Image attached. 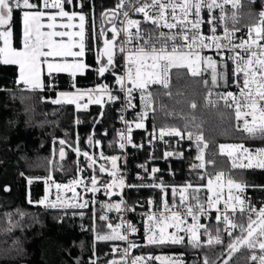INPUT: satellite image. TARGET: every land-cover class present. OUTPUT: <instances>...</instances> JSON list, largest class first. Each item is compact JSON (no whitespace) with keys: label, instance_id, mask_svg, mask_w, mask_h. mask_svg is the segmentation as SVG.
Segmentation results:
<instances>
[{"label":"snow or ice","instance_id":"1","mask_svg":"<svg viewBox=\"0 0 264 264\" xmlns=\"http://www.w3.org/2000/svg\"><path fill=\"white\" fill-rule=\"evenodd\" d=\"M256 2L118 0L115 9L109 10L110 15L103 14L109 22L115 19L117 23H113L109 29L96 32L94 27L87 26L85 14L66 11V4L71 5L73 0H0V65L16 66L19 73L17 84L22 85L24 91L32 93H44L49 89L55 91L54 74L67 73L72 80L71 87L76 90L59 92L55 99H51L52 104L87 109L89 103L101 105L105 97L108 102L121 101L124 111L133 110L132 119L121 115L125 128L119 131L118 141H114L113 145L118 143L121 150L129 145L133 148L143 147L133 142V128L147 132L149 144L153 141L169 144L170 140L166 137L178 138L174 141L178 146L184 140L191 141L196 148L195 159L199 161L193 163L191 168L204 169L206 163L214 165L215 161L205 160L209 145L203 135V122H197L195 115L188 118L182 112L178 114L163 98H173V77L179 82L190 76L205 89L204 107L228 110L227 113L221 112V115L227 114L230 119L234 116L237 131L245 133L249 140L264 143V0H260L261 9L258 12L252 8ZM245 3L249 7V14L258 19L255 23L244 25L247 31L238 36L241 28L237 25L241 22V9ZM47 9H58V12L49 13L45 11ZM130 12L142 14V18H133ZM16 13L21 14L22 33L17 37L19 43L13 46L12 29ZM57 17L61 19L58 21ZM77 19L78 24L73 23ZM74 28L78 30L71 31ZM109 31L111 36L107 35ZM221 31L223 35L219 34ZM102 37L101 49L99 44ZM93 40L97 46L95 62L98 67L95 69L84 59L87 53L92 52ZM89 70L95 71L100 77L107 78L106 73L114 76L117 90H110L107 84L81 90L77 87V78ZM233 87L237 90L235 93L229 90ZM176 95L183 93L177 91ZM85 98L87 103L82 104ZM40 99L48 102L44 96ZM190 107L197 109V103L191 102ZM161 116L163 122H160ZM87 142L90 146L100 143L94 141L93 136L87 137ZM58 143V158L64 161L65 149L72 145L64 139ZM76 145L72 150L77 158L83 156L89 162L87 167L95 172L97 160L87 151L81 150L79 138ZM219 154L229 158L233 170H264V147L253 150L242 143L220 144ZM183 155L182 151L164 152L165 158H182ZM56 156L57 150L54 149L49 160V175L43 178L47 193L35 203L51 209L88 208L89 200L77 202L82 197L76 188L83 186L85 192H100L97 176H91V187L83 179L75 178L68 184L56 183L51 173L64 170L63 165L55 159ZM100 156L111 165L108 168L106 164H101L98 169L100 173L107 172L111 177V181L103 185L104 194L121 198L119 203L101 204L99 221H108L107 212L112 210L120 213L122 205L125 211L135 210L129 209L123 199L125 187L161 190L156 211L145 214L146 245L129 238V233L137 234L139 231L130 221L122 220L115 226L111 222L107 223L109 232L98 231L93 226L95 241H121L127 245L123 249L113 247L112 252L118 253L121 259H111L106 264H148L153 260L160 264H185L179 257L131 256L134 249L165 245H184L193 249L222 247L215 260L204 254L202 264H218L225 255L227 259H223L222 264H229L233 255L241 249L248 250L249 261L264 264V203L257 207L246 195L247 188L255 185L236 180L231 174L226 177L224 171L205 172L200 180L206 178V185L193 186L188 183L183 187H172L169 202L168 185L155 178L161 169L153 167L149 172L146 166L141 165L153 177L152 183L126 185L118 166L121 157L105 156L104 153ZM77 171L83 172L85 169L78 167ZM28 183H33V180L28 179ZM52 187L57 190L55 200L49 198ZM204 188L206 194L201 195ZM116 189L119 191H114ZM61 192H71V199H64ZM28 203L34 202L29 199ZM91 203L96 201L92 200ZM148 203L151 205L153 201ZM213 212L215 224L201 222L202 219H213ZM79 214L84 215L83 212ZM17 226L15 223L10 224L8 231L11 232ZM169 229L174 231L170 232ZM225 235L227 240L224 239ZM93 252L95 255V249ZM90 264H96V260H91Z\"/></svg>","mask_w":264,"mask_h":264},{"label":"trees","instance_id":"2","mask_svg":"<svg viewBox=\"0 0 264 264\" xmlns=\"http://www.w3.org/2000/svg\"><path fill=\"white\" fill-rule=\"evenodd\" d=\"M77 0L74 1L76 3ZM118 0H82L79 11L86 15L88 27H94L98 32L109 29L112 24L105 17L110 9H115ZM258 3L252 8L258 12ZM245 19L249 23L256 16L249 14V7L245 3ZM110 15V13H109ZM103 21V22H102ZM13 45L16 46L22 33L21 14L14 16ZM94 34V33H93ZM110 36V32L107 33ZM92 41V52L86 54V63L93 69L98 67L95 62L97 46ZM1 45V41H0ZM99 47H103V37ZM55 91L46 90L44 93L27 92L23 86L17 84V67L14 65H0V264H90L95 259L96 264H106L115 259L111 253V242L96 243L93 226L98 231L109 232L102 224L94 221L90 214L63 215L57 212L46 211L34 203L42 196L43 184L36 178H45L49 175V160L51 148L57 150L59 143L55 140L64 139L72 147H76L79 138V147L90 155H112L115 153L114 111L103 105H90L87 110H76L73 105H54L50 101L56 98L57 92L72 91V80L64 73L54 74ZM100 77L95 71L89 70L83 76H78L77 87L81 90L96 88L99 85L112 82V75L106 73ZM173 98L164 97V102L175 111L186 117H197V122H203V135L209 144V160L215 164L208 169L209 173L216 171L228 172L236 180L246 181L255 187L247 188L256 200L264 202V170H233L228 157L219 154L220 144H239L245 146L264 147L261 141L246 138L234 125L237 123L234 116L230 119L224 109H206L201 105L205 89L194 82L190 76L179 82L173 77ZM180 91L183 95L177 96ZM44 96L48 102H42ZM27 97L28 99H25ZM195 101L197 109L193 110L190 103ZM164 118L161 116L160 122ZM79 121V123H77ZM94 121H98L94 123ZM171 122V120H169ZM93 136L99 145L90 146L87 137ZM66 151L63 171L55 170L51 174L55 181H62L73 176L79 160ZM83 165H86L85 163ZM28 179L33 183L29 184ZM7 189V191L5 190ZM23 214V215H21ZM18 224L11 232L10 224ZM225 240L228 238L225 236ZM95 249V255L93 250ZM222 251L221 246L215 248L193 249L184 245L154 246L140 251L142 254H173L179 255L185 264H202L204 254L215 260ZM226 252V249H224ZM248 250L241 249L233 255L229 264H255L247 259ZM227 255L223 256L218 264ZM148 264H157L149 261Z\"/></svg>","mask_w":264,"mask_h":264},{"label":"built area","instance_id":"3","mask_svg":"<svg viewBox=\"0 0 264 264\" xmlns=\"http://www.w3.org/2000/svg\"><path fill=\"white\" fill-rule=\"evenodd\" d=\"M74 1L75 0H73V2ZM256 3H258V6H259L258 11H259L261 9L260 0H257ZM71 5L66 4L65 8L68 9L71 7ZM45 11H58V9H47ZM241 13H242V19H241L240 24L237 25V27L241 28V32L237 33L238 36L243 35L247 31V29H246V27H244V25L255 23L258 19V17L256 16V18H254V21H252V23H249L248 19H245L246 15L244 13V8L241 9ZM130 15L133 18H142V14L130 12ZM115 23H117V21H115ZM219 34L223 35L222 31ZM120 74H122V73H120ZM107 85L109 86L110 90H113V91L117 90V88H118V86L115 83L114 76H112V82L107 83ZM83 90H87V89H83ZM229 90L234 91V93L237 91L234 87L230 88ZM81 103L82 104L87 103V99L85 98V100L81 101ZM204 104H205V94L201 100V105L203 107H204ZM103 105L111 107L114 111V115H115V117H114L115 141H118L119 131L121 129L125 128V124L121 121L120 117H121V115H124V117L126 119L131 120L132 119L131 114H132L133 110L129 109L128 111H124L122 108V102L121 101L108 102L107 97H105ZM204 108H206V107H204ZM206 109H214V108L207 107ZM224 110H226V109H224ZM243 134L246 136L245 133H243ZM148 139H149V135L147 132L133 128V142L136 143L137 145H143V147L133 148L129 145L124 150H121L118 146V143L115 144V153L112 155H117V156L121 157V159L118 161V166L121 169L120 174L125 179L126 185H128V184L139 185L142 183H144V184L152 183L153 177L149 176L148 173L145 172L144 168L140 167L141 165L146 166L149 169V172H150L151 168H153V167L161 169L160 172L155 174V178L157 179V181L162 180L165 182V184L168 185L167 191L169 194L168 195L169 202H171V188L172 187L179 188V187L185 186L188 183H192L193 186H199L201 184L206 185V178H205V180L201 181L200 176H204L205 172L209 173L208 169L212 164L206 163V167L204 169L193 170L191 168V165L193 163H199V161H197L195 159L196 148H195V145L192 144L191 141L184 140L181 142V145L178 146L174 142L175 139H178V138H167L166 137L165 139L170 140L169 144H165V143L160 142V141H153L152 144H149ZM205 142H207L206 138H205ZM67 148L70 149V147H67ZM53 150H54V148H53V144H52V148H51L52 154L51 155H53ZM70 150L72 151V149H70ZM166 150L182 151L184 153V155L182 158H176V157L165 158L164 152ZM72 152H74V151H72ZM208 153H209V147L206 150V154H205L206 162L209 160L208 159L209 158ZM105 156H108V155H105ZM83 160H86V159L83 158ZM84 163L86 165H83ZM88 163H89L88 161H84L83 163H80V167L84 168L85 171L79 172L76 170V172L73 176H71L65 180H62V181H55L56 183L68 184L73 178L83 179L85 184H87L89 187H91L90 178L92 175H96L98 178V187H101L100 192L93 194L91 192H85L83 186H77V188H76V191L78 193H80V196L82 197V199H79L77 202H83V200H85V199L89 200L90 206L88 208H85V209H78V208H76V209H74V208L51 209V208H44L42 206H39L36 203H32V205L38 206V207H40L46 211L57 212V213H61L63 215H66V214H78V215H80L79 213H81V212H83L84 214H90L94 221H96L99 224L105 225V227H106L107 223H109V222H111L113 224V226H115L116 224H120L122 220L130 221L139 229V231L137 234L129 233V238L137 241L141 245H146L147 241H146V239H144V220L146 219L145 214L156 211V206H157V204L160 203L161 190L159 188H151V187H140V188L125 187L123 190V193H122L123 199H124V201L127 204L129 209L134 208L135 210L134 211H125V210H123V205H122V211L120 213H117L115 210H112L110 212H107V215L109 217L108 221H99L98 216L100 215V211H102L100 208L101 204L119 203L121 197L117 196V195L108 196V195L104 194L103 185L106 182H110L111 177L108 176L107 172L100 173L98 169H99V165H101V164H106L107 167L110 168L111 167L110 163L101 158V161L99 163L97 162V164L94 166L96 169L95 172H93L92 168L87 167ZM225 175L227 177L229 175V173L225 172ZM139 177H144V179L141 180ZM38 181H40L43 184L42 196L39 199V200H41V199H43V197L47 193V185H45V183L43 182V178L39 179ZM114 191H119V190L116 189ZM56 194H57V190L55 189V187H52L51 193L49 195L50 200H55ZM205 194H206V188L202 189V191H201V195H205ZM60 195L64 199H71V197H72L71 192H61ZM246 195H247V197H249L251 199V201L257 207H259L261 205V203H264V202H261L260 200H256L254 198L253 194L247 190H246ZM92 200H95L96 203H94V204L91 203ZM148 201H153V203L150 205L148 203ZM220 207H222V205ZM161 210H163L162 205H161ZM103 211H107V210L104 209ZM93 214H95V216ZM211 215H212L213 219H202L201 222L205 223V224H209V225L215 224V220H214L215 213L213 212ZM189 223H191V218H189ZM108 230L110 231V229H108ZM121 231H123V228L121 229ZM169 231L171 232L174 230L169 229ZM204 239L206 240V237H204ZM126 246L127 245L124 242L111 241V248L118 247L119 249H123ZM151 247H154V246H147V247H141L138 249H134L131 252V256L132 257L137 256V255H142L145 257H147L149 255L159 256L158 254L152 255V254L140 253V251H142L143 249H147V248H151ZM111 253L113 255H116L115 259H117V260L121 259V257L119 256L118 253H113L112 250H111ZM174 257L181 258L179 255H174ZM153 261H155V260H153Z\"/></svg>","mask_w":264,"mask_h":264},{"label":"rangeland","instance_id":"4","mask_svg":"<svg viewBox=\"0 0 264 264\" xmlns=\"http://www.w3.org/2000/svg\"><path fill=\"white\" fill-rule=\"evenodd\" d=\"M80 5H81V0H77L76 1V3H74L73 2V4L71 5V7L70 8H65L66 9V11H68L69 13H71V12H76V13H81L80 11H79V8H80ZM47 12H49V13H55V12H58V11H47ZM57 19H58V21L61 19V18H59V17H57ZM64 19V22H67L66 21V18H63ZM22 23V22H21ZM73 23H77L78 24V19L77 20H75V21H73ZM78 29H76V28H74V29H71V31H77ZM57 39H59V38H57ZM65 39H67V38H65ZM13 43H14V40H13ZM96 45V43L94 44V46ZM0 46H2V41H1V45ZM14 46V45H13ZM18 73V72H17ZM65 74H67V73H65ZM18 75H19V73H18ZM17 80H18V78H17ZM87 99V98H86ZM90 105H97V104H91V103H89L88 104V107L90 106ZM74 107H75V105H73ZM98 106H103V103L101 104V105H98ZM76 108V107H75ZM76 110H82V111H85V110H87V109H76ZM58 141L59 140H55L54 142H57L58 143ZM245 147H248V148H250V149H256V148H259L260 146H245ZM70 149H73V147H70ZM70 149H68V148H66V150L67 151H69L72 155H74V157H75V159H77V156H76V153L75 152H72ZM81 158L83 157V156H80ZM79 157V158H80ZM94 157V156H93ZM51 158H52V155H51ZM84 158V157H83ZM83 158L81 159V160H79L78 161V163H83L84 161H87V160H83ZM96 160H97V162L99 163L100 161H101V156H100V154L97 156V157H94ZM59 159V158H58ZM49 166H50V164H49ZM51 167V166H50ZM94 242H96V243H100V242H98V241H95V239H94ZM101 243H107V242H101ZM159 256H168V257H174V255L173 254H158ZM225 259H227V256H226V258ZM223 261V260H222ZM222 261H221V263L220 264H222ZM155 263H157V264H160V262L159 261H154Z\"/></svg>","mask_w":264,"mask_h":264},{"label":"crops","instance_id":"5","mask_svg":"<svg viewBox=\"0 0 264 264\" xmlns=\"http://www.w3.org/2000/svg\"><path fill=\"white\" fill-rule=\"evenodd\" d=\"M21 22H22V20H21ZM21 27H22V23H21ZM17 72H18V68H17ZM65 74V73H64ZM68 75V74H67ZM17 78H18V73H17ZM74 90H76V89H74ZM74 90H72V91H74ZM63 92H68V91H63ZM58 94H59V92H57L56 93V97L58 96ZM85 110V109H84Z\"/></svg>","mask_w":264,"mask_h":264},{"label":"flooded vegetation","instance_id":"6","mask_svg":"<svg viewBox=\"0 0 264 264\" xmlns=\"http://www.w3.org/2000/svg\"><path fill=\"white\" fill-rule=\"evenodd\" d=\"M113 20H115V19H113ZM113 20H112V22H113ZM110 32V31H109ZM112 35V33L110 32V36Z\"/></svg>","mask_w":264,"mask_h":264},{"label":"water","instance_id":"7","mask_svg":"<svg viewBox=\"0 0 264 264\" xmlns=\"http://www.w3.org/2000/svg\"><path fill=\"white\" fill-rule=\"evenodd\" d=\"M7 191V190H6Z\"/></svg>","mask_w":264,"mask_h":264}]
</instances>
